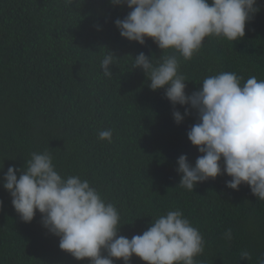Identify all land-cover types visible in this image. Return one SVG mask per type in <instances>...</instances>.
<instances>
[{"label":"trees","instance_id":"1","mask_svg":"<svg viewBox=\"0 0 264 264\" xmlns=\"http://www.w3.org/2000/svg\"><path fill=\"white\" fill-rule=\"evenodd\" d=\"M258 6L243 39H213L182 62L189 95L224 71L264 79V0ZM130 11L111 0H0V264H90L60 250L39 212L24 223L3 187L8 167L22 170L31 153L44 151L61 175L89 180L116 204L120 235L131 239L180 209L206 241L199 264L264 259V201L247 185L228 189L225 174L194 191L178 187V158L187 155L195 166L201 155L187 135L198 114L192 110L177 125L173 111L184 114V107L174 108L163 89L152 91L134 67L141 52L150 59L164 53L151 39L141 46L121 37L115 21ZM106 55L114 57L111 77L100 66ZM103 129L113 131L112 143L98 139ZM227 229L230 242L223 238ZM244 250L251 260L241 259ZM131 264L145 262L134 256Z\"/></svg>","mask_w":264,"mask_h":264},{"label":"clouds","instance_id":"2","mask_svg":"<svg viewBox=\"0 0 264 264\" xmlns=\"http://www.w3.org/2000/svg\"><path fill=\"white\" fill-rule=\"evenodd\" d=\"M111 3L131 10L115 21L122 38L141 46L151 39L163 51L159 59L141 52L133 62L146 74L152 91L163 89L174 108L184 107V114L173 111L176 124H182L192 110L198 114V122L187 135L201 155L195 166L187 155L178 158V187L194 191L198 184L226 174L228 189L239 191L247 185L252 195L264 201V79L250 76L245 80L224 71L204 78L199 90L189 95L187 78L180 72L182 62L191 61L213 39H243L246 25L261 11L259 0ZM113 62L112 55L101 61L105 76L111 77ZM97 136L101 142H113L111 129L99 130ZM3 187L21 220L30 224L39 212L42 226L59 238L60 250L77 261L131 264L135 256L145 264H199L197 258L205 251L201 232L180 209L158 216L131 239L120 235L122 217L116 204L107 201L89 180L61 175L48 151L31 153L22 170L8 167ZM223 238L230 242L232 230H225ZM240 255L242 260L252 258L247 250ZM258 264H264V259Z\"/></svg>","mask_w":264,"mask_h":264}]
</instances>
